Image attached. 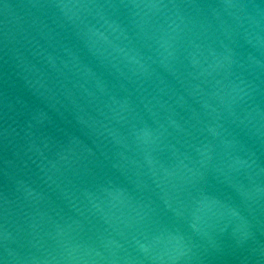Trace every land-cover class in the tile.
Wrapping results in <instances>:
<instances>
[{
    "label": "water",
    "instance_id": "water-1",
    "mask_svg": "<svg viewBox=\"0 0 264 264\" xmlns=\"http://www.w3.org/2000/svg\"><path fill=\"white\" fill-rule=\"evenodd\" d=\"M0 264H264V0H0Z\"/></svg>",
    "mask_w": 264,
    "mask_h": 264
}]
</instances>
